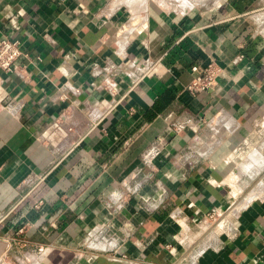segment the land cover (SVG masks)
Wrapping results in <instances>:
<instances>
[{"label": "crops", "instance_id": "crops-1", "mask_svg": "<svg viewBox=\"0 0 264 264\" xmlns=\"http://www.w3.org/2000/svg\"><path fill=\"white\" fill-rule=\"evenodd\" d=\"M263 6L0 0V264H264Z\"/></svg>", "mask_w": 264, "mask_h": 264}, {"label": "built area", "instance_id": "built-area-1", "mask_svg": "<svg viewBox=\"0 0 264 264\" xmlns=\"http://www.w3.org/2000/svg\"><path fill=\"white\" fill-rule=\"evenodd\" d=\"M264 8V6L262 7ZM25 54L23 45L19 40L9 38L7 36H0V68L4 71L11 72L15 70L16 62ZM193 72H198L199 67L192 68ZM143 75L149 72L148 70H142ZM218 68L214 62L209 63L203 67L201 72L196 74L191 82H189L185 89L190 93L196 95L200 92L214 89L218 85ZM216 214H211V218H215ZM47 250L45 247H40L39 251L43 252ZM32 264V263H31Z\"/></svg>", "mask_w": 264, "mask_h": 264}, {"label": "rangeland", "instance_id": "rangeland-1", "mask_svg": "<svg viewBox=\"0 0 264 264\" xmlns=\"http://www.w3.org/2000/svg\"><path fill=\"white\" fill-rule=\"evenodd\" d=\"M146 1H147V10H148L149 0ZM150 1L166 9L179 10L176 8H187L192 5L203 4V3H207V5L213 6V4L218 0H150ZM184 2H186V4Z\"/></svg>", "mask_w": 264, "mask_h": 264}, {"label": "bare ground", "instance_id": "bare-ground-1", "mask_svg": "<svg viewBox=\"0 0 264 264\" xmlns=\"http://www.w3.org/2000/svg\"><path fill=\"white\" fill-rule=\"evenodd\" d=\"M186 4V2H184ZM191 4V3H190ZM190 7V6H189Z\"/></svg>", "mask_w": 264, "mask_h": 264}]
</instances>
